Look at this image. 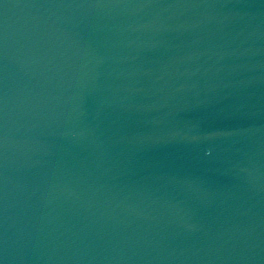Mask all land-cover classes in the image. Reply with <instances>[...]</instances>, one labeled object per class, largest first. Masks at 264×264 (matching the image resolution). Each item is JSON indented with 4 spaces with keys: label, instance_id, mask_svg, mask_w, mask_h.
I'll return each mask as SVG.
<instances>
[{
    "label": "water",
    "instance_id": "1",
    "mask_svg": "<svg viewBox=\"0 0 264 264\" xmlns=\"http://www.w3.org/2000/svg\"><path fill=\"white\" fill-rule=\"evenodd\" d=\"M181 0H0V251L91 105Z\"/></svg>",
    "mask_w": 264,
    "mask_h": 264
}]
</instances>
